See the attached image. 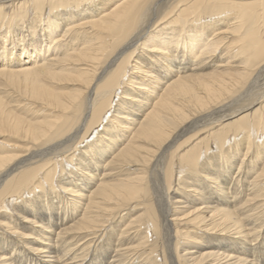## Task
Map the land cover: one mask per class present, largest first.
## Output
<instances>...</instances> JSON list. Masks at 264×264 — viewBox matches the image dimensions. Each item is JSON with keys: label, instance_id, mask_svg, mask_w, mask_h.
Returning a JSON list of instances; mask_svg holds the SVG:
<instances>
[{"label": "bare ground", "instance_id": "bare-ground-1", "mask_svg": "<svg viewBox=\"0 0 264 264\" xmlns=\"http://www.w3.org/2000/svg\"><path fill=\"white\" fill-rule=\"evenodd\" d=\"M0 264H264V0H0Z\"/></svg>", "mask_w": 264, "mask_h": 264}, {"label": "rangeland", "instance_id": "rangeland-1", "mask_svg": "<svg viewBox=\"0 0 264 264\" xmlns=\"http://www.w3.org/2000/svg\"><path fill=\"white\" fill-rule=\"evenodd\" d=\"M241 157V156H240ZM239 162V161H238Z\"/></svg>", "mask_w": 264, "mask_h": 264}]
</instances>
